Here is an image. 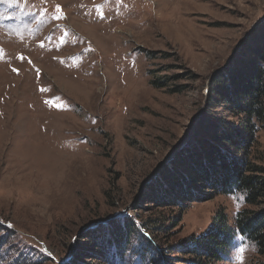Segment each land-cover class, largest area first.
I'll use <instances>...</instances> for the list:
<instances>
[{
    "label": "rangeland",
    "instance_id": "rangeland-1",
    "mask_svg": "<svg viewBox=\"0 0 264 264\" xmlns=\"http://www.w3.org/2000/svg\"><path fill=\"white\" fill-rule=\"evenodd\" d=\"M261 35L264 0L0 2V264H102L92 237L127 218L139 227L120 262L145 250L140 264H188L177 248L217 211L231 224L245 208L264 213L239 194L146 202L219 117L214 76ZM250 160L264 168V125ZM104 252L119 263V249ZM263 262L239 239L222 264Z\"/></svg>",
    "mask_w": 264,
    "mask_h": 264
},
{
    "label": "trees",
    "instance_id": "trees-1",
    "mask_svg": "<svg viewBox=\"0 0 264 264\" xmlns=\"http://www.w3.org/2000/svg\"><path fill=\"white\" fill-rule=\"evenodd\" d=\"M247 52L251 57L214 76L209 86L208 111L219 117L208 115L200 130L204 138L197 139L174 162L177 169L164 173V181L152 189L147 204L181 208L216 195L237 194L244 196L250 207L264 202V168L250 160L259 127L264 125V35ZM213 109L232 115L236 123H229ZM138 227L127 218L112 225L111 230H101L100 237H92L96 242L94 256H101L98 260L102 264H113L104 250L119 249L118 264H124L120 262L126 257L124 247ZM239 239L253 243L258 256L264 259V213L245 208L231 224L228 215L219 210L205 233L191 236L177 249L191 258L188 264H222ZM144 251L138 256V264L150 254Z\"/></svg>",
    "mask_w": 264,
    "mask_h": 264
},
{
    "label": "snow or ice",
    "instance_id": "snow-or-ice-1",
    "mask_svg": "<svg viewBox=\"0 0 264 264\" xmlns=\"http://www.w3.org/2000/svg\"><path fill=\"white\" fill-rule=\"evenodd\" d=\"M0 2H4V0H0Z\"/></svg>",
    "mask_w": 264,
    "mask_h": 264
}]
</instances>
